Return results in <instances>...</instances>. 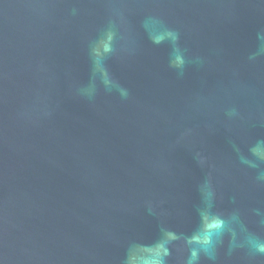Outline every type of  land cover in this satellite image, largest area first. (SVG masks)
<instances>
[{"label":"water","instance_id":"water-1","mask_svg":"<svg viewBox=\"0 0 264 264\" xmlns=\"http://www.w3.org/2000/svg\"><path fill=\"white\" fill-rule=\"evenodd\" d=\"M0 264H264V0H0Z\"/></svg>","mask_w":264,"mask_h":264},{"label":"clouds","instance_id":"clouds-1","mask_svg":"<svg viewBox=\"0 0 264 264\" xmlns=\"http://www.w3.org/2000/svg\"><path fill=\"white\" fill-rule=\"evenodd\" d=\"M193 256H195V253H193Z\"/></svg>","mask_w":264,"mask_h":264}]
</instances>
